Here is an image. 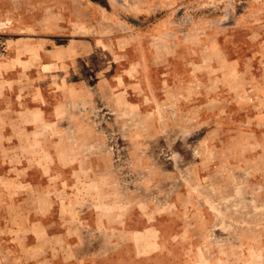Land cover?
<instances>
[{
	"label": "rangeland",
	"instance_id": "1",
	"mask_svg": "<svg viewBox=\"0 0 264 264\" xmlns=\"http://www.w3.org/2000/svg\"><path fill=\"white\" fill-rule=\"evenodd\" d=\"M0 264H264V0H0Z\"/></svg>",
	"mask_w": 264,
	"mask_h": 264
},
{
	"label": "crops",
	"instance_id": "2",
	"mask_svg": "<svg viewBox=\"0 0 264 264\" xmlns=\"http://www.w3.org/2000/svg\"><path fill=\"white\" fill-rule=\"evenodd\" d=\"M40 53L42 54V53H44V51L42 50V51H40Z\"/></svg>",
	"mask_w": 264,
	"mask_h": 264
}]
</instances>
